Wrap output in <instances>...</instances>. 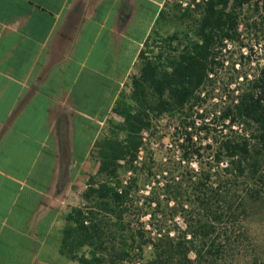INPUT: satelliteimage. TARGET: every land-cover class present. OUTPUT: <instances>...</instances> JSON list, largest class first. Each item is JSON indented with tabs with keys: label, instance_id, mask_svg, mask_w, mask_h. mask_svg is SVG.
Wrapping results in <instances>:
<instances>
[{
	"label": "trees",
	"instance_id": "1",
	"mask_svg": "<svg viewBox=\"0 0 264 264\" xmlns=\"http://www.w3.org/2000/svg\"><path fill=\"white\" fill-rule=\"evenodd\" d=\"M194 6L192 29L184 40L177 33L157 37L153 57L144 48L140 51L130 91L119 94L112 109L118 122L110 123L109 135L94 143L97 173L81 193L87 205L85 210L72 208L65 217L70 225L63 230L60 251L70 260L264 264V247L245 226L248 202L264 209V0H195ZM163 15L161 11L159 18ZM150 42L149 36L144 45L150 47ZM167 113L180 120L174 131L180 135L179 160L154 170L150 165L146 176L168 178L143 198L139 210L154 220L164 195L165 208L173 202L169 212L180 214L184 223L172 235L150 222L148 228L126 224L131 188L138 179L124 184L120 179L122 173L135 174L146 145L142 134L153 119ZM217 124L225 126V133L202 145L199 135L209 139ZM207 149L211 164L201 161L207 159ZM110 223L120 226L122 235L115 236ZM82 248L87 252L78 255ZM145 250L146 259H133Z\"/></svg>",
	"mask_w": 264,
	"mask_h": 264
},
{
	"label": "crops",
	"instance_id": "2",
	"mask_svg": "<svg viewBox=\"0 0 264 264\" xmlns=\"http://www.w3.org/2000/svg\"><path fill=\"white\" fill-rule=\"evenodd\" d=\"M167 1L0 0V264H47L66 193Z\"/></svg>",
	"mask_w": 264,
	"mask_h": 264
},
{
	"label": "rangeland",
	"instance_id": "3",
	"mask_svg": "<svg viewBox=\"0 0 264 264\" xmlns=\"http://www.w3.org/2000/svg\"><path fill=\"white\" fill-rule=\"evenodd\" d=\"M199 1V0H196ZM195 0H168L164 6V9L162 11L164 12L163 17L160 18L156 30L152 31L150 33L151 42L150 47H147L143 45V48L145 49L147 55L149 57H153L155 53L157 52L155 48V43L153 42V39L159 38V37H168L171 36L174 33H177L180 37V40H184L185 32L189 33V31L192 29L193 24V17L194 12L193 9H195L194 6ZM173 45L176 46V43ZM264 50V46L263 49ZM253 61L257 59L255 56H252ZM262 61V60H261ZM243 62V61H242ZM263 62V61H262ZM245 64V62H243ZM248 66H246V69ZM137 65H135L134 70L131 72L130 76L123 80L121 91L119 94L121 95H128L130 91V78L133 74L137 72ZM241 68V66L239 67ZM118 119L116 116L111 115L107 121L105 122L103 126V131L101 132V136L109 135L108 129H111L110 123L118 122ZM179 118L177 117V114L175 113H167L162 115L159 118H155L152 120V126L149 131H145L142 135L144 137L145 150L140 151L138 155V160L136 162L137 170L135 174L131 172L122 173L120 175L121 181H123V184L129 183L132 179H138L136 181L137 186H132L131 188V194L129 196V199L131 201H128L131 206L127 207V211L125 214V222L130 223L131 225H135L137 223L145 224V227L148 228L147 223H151L150 225L155 228H161L164 231H169L171 235L177 231L178 229L182 230L184 228V223L182 221V218L180 214H173L169 212L168 207L173 204V202H169V206L165 208L166 198L164 195L160 196V199L162 201V205L160 208V212H157L155 215V219L152 221H149V214L143 215L142 212L139 210V206L141 201H143V198L149 194L151 190L156 187H161L162 183L166 181V177L160 176V174H157L156 177H148L145 175L146 171L150 167V165H153V170L156 169V167H160L161 163L165 164V167H171L175 162L179 160V149L178 144L180 143L178 141V137H180L179 134L175 136V127L179 125ZM110 124V125H109ZM214 127L213 130H211L212 134H209V139L204 140V133H201L199 137H201V143L202 145H205L206 143H209L211 140L210 137L213 135L215 137L222 136L226 128H224V125L217 124ZM213 136V137H214ZM148 151V153H146ZM208 154H203L206 157L201 158L202 163L204 164H211V149H207ZM171 161V162H170ZM95 159H93V164H91V170L85 171L86 178L81 177L84 181L89 178L90 176L96 175V173H92V167L95 163ZM142 162H145V167ZM91 163V162H90ZM195 162H192V167H195ZM145 169V170H144ZM144 172V173H143ZM81 180L80 186H76L72 189H70L66 193V199L65 204L63 206V210L59 217V223L56 225L57 229L54 230V233L52 237L50 238V243L47 251V264H79V262L75 260H70L66 257L64 253L60 251V242L63 235V230L68 227L70 224L66 221L65 217L71 212L72 208H81L85 210V206L87 205L84 203V201L81 198V193L83 192V181ZM128 205V204H127ZM247 216L245 217V226L248 230V232L251 234V239L256 240L255 242L262 243V247H264V209L261 204L248 202L247 203ZM152 209L147 208V212H151ZM102 213V212H101ZM173 214V215H172ZM106 215L107 214H100ZM109 228L110 231H114L115 236L122 235V233L119 231L120 226H114L112 223H110ZM121 229V228H120ZM116 230V231H115ZM109 232V231H107ZM110 233H108L109 235ZM118 234V235H117ZM109 240V239H108ZM118 242V241H117ZM119 247L120 243L118 242ZM258 244V243H257ZM260 247V246H259ZM87 252V248H82L78 255H83ZM148 255V250H145V252L141 255L136 253V256H132L133 259L135 258V261L137 259H146ZM140 262H136L135 264H141Z\"/></svg>",
	"mask_w": 264,
	"mask_h": 264
}]
</instances>
